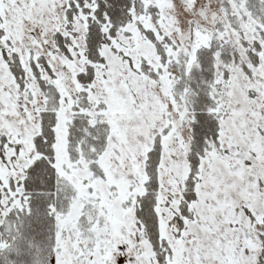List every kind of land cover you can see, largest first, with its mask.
I'll use <instances>...</instances> for the list:
<instances>
[{
  "label": "snow or ice",
  "instance_id": "6c2138e0",
  "mask_svg": "<svg viewBox=\"0 0 264 264\" xmlns=\"http://www.w3.org/2000/svg\"><path fill=\"white\" fill-rule=\"evenodd\" d=\"M0 264H264V0H0Z\"/></svg>",
  "mask_w": 264,
  "mask_h": 264
}]
</instances>
